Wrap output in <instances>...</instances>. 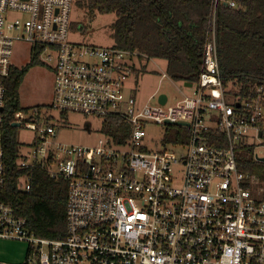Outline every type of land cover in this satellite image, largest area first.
I'll use <instances>...</instances> for the list:
<instances>
[{
	"label": "built area",
	"instance_id": "2783aa9c",
	"mask_svg": "<svg viewBox=\"0 0 264 264\" xmlns=\"http://www.w3.org/2000/svg\"><path fill=\"white\" fill-rule=\"evenodd\" d=\"M223 3L235 7L233 0ZM72 4L0 0V188L6 180L3 80L16 40L52 63L49 110L117 116L130 125V135L122 143L103 134L93 146L61 144L50 114L42 123L37 106L27 120L21 110L15 112L12 124L34 131L26 154L19 142L17 164L26 170L18 179L20 189L30 190L33 167L65 180L66 235L36 236L25 218L0 201V238L26 241L33 264H264V185L257 174L241 171L236 160L248 147L254 160L264 162V84L245 94L223 85L213 28L217 0L197 80L174 85L180 94L174 101L165 95L162 103L164 93L156 88L143 104L135 89L124 91L134 59L146 57L70 41ZM150 123L165 131L169 125L186 127V136H171L170 146L163 136L161 148L150 149L144 138Z\"/></svg>",
	"mask_w": 264,
	"mask_h": 264
},
{
	"label": "trees",
	"instance_id": "16d2710c",
	"mask_svg": "<svg viewBox=\"0 0 264 264\" xmlns=\"http://www.w3.org/2000/svg\"><path fill=\"white\" fill-rule=\"evenodd\" d=\"M213 0H73L90 14L114 13L112 46L136 50L146 58L165 61L166 73L174 81L195 82L200 72L204 43L211 31ZM228 7L217 0L214 12V36L220 78L225 87L248 93L254 85L264 84V0H233ZM76 23H71V29ZM39 50H31L29 62L11 66L4 84V124L2 143L4 172L0 201L10 204L26 219L36 236L60 239L66 235L65 209L67 182L50 177L40 167L28 169L31 188L20 189L18 179L26 171L17 164L19 142L12 126L14 113L21 110L18 88L28 68L40 63ZM136 71V70H135ZM134 71V72H135ZM63 121L67 113L59 112ZM174 135L186 136V127L172 125ZM99 131L115 143L130 135V125L117 116L101 119ZM164 137L165 142L175 138ZM241 171L255 173L264 185V162L254 160L252 148L237 154Z\"/></svg>",
	"mask_w": 264,
	"mask_h": 264
},
{
	"label": "rangeland",
	"instance_id": "374dc122",
	"mask_svg": "<svg viewBox=\"0 0 264 264\" xmlns=\"http://www.w3.org/2000/svg\"><path fill=\"white\" fill-rule=\"evenodd\" d=\"M70 18L76 23V27L69 32V39L76 43H88L99 46H112L113 22L116 18L114 13L101 14L94 12L90 14L85 8L72 4ZM13 66L22 67L30 60V45L28 42L20 39L13 45L11 56ZM135 72H133L126 83L125 94L128 95L132 89H135V99L143 104L148 96L156 88L160 93L168 96L169 101H174L180 97V94L174 85L181 87L182 83L174 81L169 76L160 78L162 72H166L165 61L158 58L134 59ZM52 63L40 61V63L28 68L23 80L18 88L19 105L21 114L27 120L31 114V109L35 106L40 108L43 120L46 115L52 117L48 121L56 129L55 141L67 145L93 146L98 139L102 137L99 131L101 119L84 116L79 113L69 112L66 120L60 117L58 110L48 109L53 98L54 74ZM184 93L189 89L181 88ZM156 97L151 100L155 103ZM172 125L167 126V131L162 125L148 124L145 127V141L148 142L150 149H160L163 136L170 137L174 135ZM34 131L23 126L17 127V140L23 146L21 153L26 154L32 148ZM151 138L153 141H151ZM167 141L166 145L170 146ZM29 245L26 241L17 239L0 238V264H33L27 260Z\"/></svg>",
	"mask_w": 264,
	"mask_h": 264
},
{
	"label": "water",
	"instance_id": "95a60500",
	"mask_svg": "<svg viewBox=\"0 0 264 264\" xmlns=\"http://www.w3.org/2000/svg\"><path fill=\"white\" fill-rule=\"evenodd\" d=\"M183 84H184V86H191V83H190V82H184ZM159 99H160V101H161L162 103L165 102V99H166L165 94H161L160 97H159ZM184 124H185V123H184ZM12 126H13V127H16L17 124H16V123H13Z\"/></svg>",
	"mask_w": 264,
	"mask_h": 264
}]
</instances>
